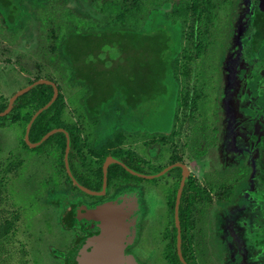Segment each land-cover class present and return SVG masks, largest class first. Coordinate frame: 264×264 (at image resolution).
Instances as JSON below:
<instances>
[{
  "label": "flooded vegetation",
  "instance_id": "obj_1",
  "mask_svg": "<svg viewBox=\"0 0 264 264\" xmlns=\"http://www.w3.org/2000/svg\"><path fill=\"white\" fill-rule=\"evenodd\" d=\"M222 1L213 10L214 18L207 21L200 16V21L193 25L199 36H206L207 40L203 52L191 59L194 65H188L190 60L185 56L184 61L180 59V70L172 83L181 97L163 106L166 110H162L158 119L163 118L164 122L155 118L161 123L154 122L150 132L140 128L133 131L118 118L108 132L119 137L114 153L130 165L116 156L105 159L118 161L117 165L139 183L150 181L152 185H147L162 193V200H158L162 207L156 209L151 219L156 225L154 232L164 245L159 258L154 256L150 261L131 252L147 225L141 219L142 204L135 190H113L119 182L126 184L129 180L113 176L111 182L106 179L103 196L85 193L87 197L82 196L88 204L104 202L122 193L135 196L140 206L139 218L135 240L126 253L138 264H177L174 252L179 264H264V0ZM190 25L186 23V29ZM184 98L188 101L183 102ZM204 102L207 107L201 110ZM151 114L155 117L154 110ZM119 115L118 112L113 116ZM137 117L148 121L151 115L142 110ZM83 123L91 134L90 122ZM139 134L147 136V167L142 165L137 152L123 154L121 149L124 144L121 139ZM91 136L86 151L96 160L89 147L97 142ZM154 149L157 150L153 152ZM81 151L75 157L81 161L82 170L76 171L73 157L70 172L73 178L76 174L93 187L94 169L83 164L88 156L84 157ZM76 182L91 191L101 190ZM108 186L116 192L112 197L106 194ZM136 186L138 190L140 187ZM219 215H225L226 220L219 223L216 220ZM221 230L225 236H219ZM178 233L181 259L176 247ZM223 237L222 253L219 243Z\"/></svg>",
  "mask_w": 264,
  "mask_h": 264
},
{
  "label": "trees",
  "instance_id": "obj_2",
  "mask_svg": "<svg viewBox=\"0 0 264 264\" xmlns=\"http://www.w3.org/2000/svg\"><path fill=\"white\" fill-rule=\"evenodd\" d=\"M218 1L0 0V33L7 31L6 35L10 39L8 40L13 43L24 34L31 23H37L44 33L41 37L46 44L49 43L50 55L46 57L48 63L50 65L58 63L56 69L52 70L53 73H59V69L62 68L65 72V77H63L65 85L73 89L81 88L78 103L84 107L86 114L84 119L89 121L93 128L91 133L94 136L93 141L97 140V143L90 144L89 148L91 154L97 158L99 167L92 171L93 187L90 183H85L84 178H77L73 173L76 181L90 189L99 190L101 188V165L105 157H113L112 153L115 152L116 145L120 143V141L116 142L109 138L108 132L111 131L118 118L125 119L128 125L132 124L134 118L129 114H120L119 117H115L113 115L117 111L110 109L104 116L94 109L87 111V106L105 102L114 108H119L120 105L122 108L127 105L140 106L149 101H143L138 105L137 102L140 103V101L137 98L140 97V100L143 96L148 98L151 92L152 97L155 96V106L160 111L155 112V118L158 119V116L163 114V104L177 96L181 97L173 90L174 84L172 83V79L177 77V72L180 70L178 57H182V61L185 57L186 60H191L204 50L206 36H199L200 32L193 29L194 23L200 21V16L210 21L213 17V10L219 5ZM225 1L223 0L222 3ZM156 14L158 15L155 18ZM188 22L191 25L186 29L185 25ZM170 25L175 26L172 28ZM153 50L154 53H152ZM172 51L173 59L175 57L177 59L170 65L167 58L165 60L161 58L168 57ZM151 54L154 57L152 68L149 64ZM140 77H147L149 83L143 82L139 85L138 78ZM39 79L53 82L58 89V96L51 106L33 121L28 140L30 143H37L47 132L53 129H63L69 138L68 163L72 170L71 160L75 155L74 152L80 153V130L76 124L65 122L66 108L62 88L57 85L54 78L50 76L26 78V84L30 85ZM52 94V87L44 84L37 85L24 93L14 101L9 113L0 117V120L8 121L7 125L0 124V128L11 125L19 127L22 145L27 147L24 141L26 126L33 114L49 102ZM92 96L94 98H91ZM95 100L97 102L94 103ZM182 100L183 102L188 101L185 98ZM7 103L8 99L0 95V112L6 109ZM107 126V129L102 128ZM99 128L102 130H98ZM43 145L52 146L57 156L55 165H53L55 170L53 183L56 188L52 186L50 191L58 193L61 197L53 200L47 198V203L60 211L58 225L61 231L73 233L66 248H54L50 254L53 258L59 259L62 264H67L73 244L83 236L85 214L103 202L88 204L83 201L82 196L87 195L75 187L66 174L63 161L66 145L64 132L51 135L37 148ZM19 164V162H12L8 164L7 170H18ZM115 168L131 176L113 163L107 170L108 182L111 178L110 173L115 176L112 172ZM4 178L5 176L0 173V202L2 201L1 194L4 192L2 191ZM59 179L67 183V187L58 188ZM17 219L18 217L14 216L11 220L4 218L0 221V241L9 235ZM173 243H175V236ZM174 246L173 244V248ZM172 255L179 264L175 252ZM165 257L169 258V255Z\"/></svg>",
  "mask_w": 264,
  "mask_h": 264
},
{
  "label": "rangeland",
  "instance_id": "obj_3",
  "mask_svg": "<svg viewBox=\"0 0 264 264\" xmlns=\"http://www.w3.org/2000/svg\"><path fill=\"white\" fill-rule=\"evenodd\" d=\"M157 15L158 14L155 15V18ZM174 26L175 25H170L172 28H174ZM6 34L7 31L0 33V95L9 99L15 92L19 91L20 88L22 89L27 85L26 78L34 79L36 77L44 78L46 76L54 78L57 81V85L62 88L63 100L66 108L64 120L68 124L76 123V126L79 125L80 151L82 150L81 152L84 157H86V155L88 156L86 147L88 140H91L92 136L90 134V129L85 127L83 123L86 121V119H84V107H81L78 103L81 88L78 89V87H75V89H73L65 85L63 82L65 72L62 68L59 69V73H53L52 70L58 63L55 62L53 65L48 63L46 57L50 55L49 43L46 44L41 37L44 33L40 30L39 25L37 23H31L26 28L24 34L13 43L9 42L10 39ZM175 50H177V48H175ZM152 53H154V50ZM152 55L153 54H151V56ZM173 57L172 51L170 55L168 54V57L165 56L161 59L165 60L167 58L171 65L174 63V60L177 59L176 57L173 59ZM149 58L150 68H152L154 57L152 56ZM178 58L182 59V57ZM191 63H193V60H190L188 65ZM193 65H191V67ZM138 76L140 75L138 74ZM138 82L139 85L143 82L148 84L149 80L147 77H140L138 78ZM167 82L168 80L166 81V85ZM138 93H140V90H138ZM148 95V98L143 96L141 100L140 97L137 98V100L140 101V103L137 102L138 105L143 101H149L140 106L127 105L122 108V105H120L121 107L114 108L105 102L104 104L100 103L94 106L89 105L86 110L91 111L94 109L98 114L104 116H106L109 109L111 111L116 110L117 112L115 114L118 112L121 115H125V112L126 114H133L136 118H133L132 125H128L127 121L122 119L127 129L130 128V130L135 131L140 128V130L148 131L149 127L154 125V122H157V125L164 122L163 118L158 119V121L161 122L156 121L154 115L151 114L153 110L154 113L156 111V101L155 96L153 95L152 97L151 92H149ZM91 98L94 97L92 96ZM93 102L95 103L97 101L95 100ZM169 103H171L170 100H168L166 104H163V106L169 105ZM200 107L201 110L206 109V102L202 103ZM163 109L166 110V107ZM142 110H147V113H150L151 118L148 119V121L147 119L143 120L137 117L142 113ZM111 111L109 112V116L111 115ZM0 124L7 125L8 121L0 120ZM108 126L102 128L107 129ZM102 128L98 130H102ZM160 128H163V124ZM109 136V138L114 139V141H119V137H112V134H109ZM21 139V130L16 125L6 126L3 129L0 128V173L5 176L2 188L4 192L1 194L2 201L0 202V221L4 218L11 220L14 216L18 217L14 222L12 231L7 237L0 241V264H62L59 259L53 258L50 253L54 248H66L69 245L73 233H64L61 231L58 225L60 211L49 206L47 203V198H51L50 200L61 198L58 193L50 191L52 186L56 188V185L53 183L55 178L53 165H55L57 156L52 146L43 145L41 148L24 147ZM123 141L124 144L121 147L122 153L136 154L135 152H137V155L141 157L142 165L147 167L146 163H148L149 153L147 136L145 134H139L138 136L126 135ZM156 150L157 149H154L153 152ZM161 153L162 149L157 154L159 155ZM75 156L77 155H74V165L76 166V171L79 172L82 170V168L79 167L81 161L79 158L76 159ZM112 156L119 157L115 153H112ZM120 159L124 163L130 165L128 161L122 158ZM12 162L20 163L18 170H7L8 164ZM83 164H86L90 169L99 167L97 160L92 156H88ZM112 172H114V175L117 177L120 176L122 179L125 178L129 180L130 183L126 184L119 182L113 187V190L114 188H117L116 192L122 190H135L134 193L142 204L141 219L143 220L144 226L147 225L145 229L146 232L144 230L145 233L143 235H138L135 246L132 248L131 252L143 259H149L150 261H152L151 259L154 256L159 258L161 251L164 249V245L159 240L160 236L155 234L154 226L156 225L151 219L156 209L162 207V204L158 201L162 200V193L157 192L156 189L153 190L150 185H147H152L150 181L139 183L140 180L124 174L118 168H115ZM110 176L111 178L113 177L112 173H110ZM136 185L140 187L138 190L134 188H137ZM63 186L67 187V183L59 179L58 188L60 187L61 189ZM109 186L106 194L112 197L116 192L112 191ZM219 212H221L220 209ZM216 220L219 223L225 221V215H219ZM219 236H225L222 230ZM224 247L225 242L223 237L219 243V251L223 253Z\"/></svg>",
  "mask_w": 264,
  "mask_h": 264
},
{
  "label": "water",
  "instance_id": "obj_4",
  "mask_svg": "<svg viewBox=\"0 0 264 264\" xmlns=\"http://www.w3.org/2000/svg\"><path fill=\"white\" fill-rule=\"evenodd\" d=\"M41 84L51 86L53 94L49 102L38 109L30 118L25 129V143L30 148H36L51 135L58 132H64L66 136V145L63 161L68 177L83 193L95 197L103 196L106 189L107 168L112 163L119 164L118 161L110 157L105 159L102 166V187L99 192H95L79 185L73 178L68 163L69 138L68 134H66L63 129H53L47 132L37 143H30L28 140V133L33 121L41 112L48 109L58 96V89L53 82L46 79H39L15 92L8 99L6 109L0 112V117H4L9 113L14 101L18 97ZM126 170L132 175L142 177L137 173L131 172L129 169ZM164 172L165 171L162 173ZM143 177L146 179L152 178L146 176ZM139 211L140 206L135 196L128 193L119 194L89 210L84 217L83 236L73 244L67 264H138L132 255L126 253V249L131 247L135 240ZM176 247L178 250V256L181 259L179 250V233L177 235Z\"/></svg>",
  "mask_w": 264,
  "mask_h": 264
}]
</instances>
